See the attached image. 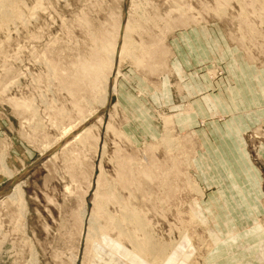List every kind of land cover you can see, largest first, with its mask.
<instances>
[{
    "label": "rangeland",
    "instance_id": "rangeland-1",
    "mask_svg": "<svg viewBox=\"0 0 264 264\" xmlns=\"http://www.w3.org/2000/svg\"><path fill=\"white\" fill-rule=\"evenodd\" d=\"M11 1L16 13L0 23V190L20 174L8 193L20 190L25 205L9 202L7 194L0 199V264H205L224 241L203 209L206 192L196 177L201 147L195 134L177 129L170 111L151 108L147 122L124 126L117 90L107 113L87 124L89 136L69 140L25 172L67 139L65 131L101 110L81 68L105 61L104 46L123 24L125 0ZM128 19L137 47L135 58L122 59L120 76L128 66L152 77L171 72L168 39L175 31L215 24L239 54L264 67V0H128ZM208 75L215 80L224 72L213 66ZM166 134L171 146L164 144ZM245 138L264 190V127ZM131 212L151 236L141 253L116 226ZM260 223L264 234V216ZM124 229L145 244L136 226L128 222ZM236 243L222 248L257 250V239ZM261 245L264 260V239ZM235 258L211 257L213 264ZM257 261L255 255L249 263Z\"/></svg>",
    "mask_w": 264,
    "mask_h": 264
},
{
    "label": "crops",
    "instance_id": "crops-1",
    "mask_svg": "<svg viewBox=\"0 0 264 264\" xmlns=\"http://www.w3.org/2000/svg\"><path fill=\"white\" fill-rule=\"evenodd\" d=\"M168 50L171 72L152 77L131 66L122 71L116 101L125 116L124 126L147 122L152 108L170 111L177 129L195 134L201 147L196 177L206 192L203 209L224 241L207 255L205 264H213V255L238 258L230 264H250L256 255L262 264L263 182L249 156L245 133L264 127V67L239 54L242 51L230 44L217 24L176 30L168 39ZM213 66L224 75L211 79L208 70ZM188 105L193 113L184 114L182 107ZM248 238L257 239L256 252L242 245L222 248ZM245 256L248 262L240 260ZM222 263L229 264L226 260L217 264Z\"/></svg>",
    "mask_w": 264,
    "mask_h": 264
},
{
    "label": "bare ground",
    "instance_id": "bare-ground-1",
    "mask_svg": "<svg viewBox=\"0 0 264 264\" xmlns=\"http://www.w3.org/2000/svg\"><path fill=\"white\" fill-rule=\"evenodd\" d=\"M186 2V1H185ZM143 12V11H142ZM225 12V11H224ZM16 13L15 9H14V5L12 3L11 0H0V23H3V21H6L8 18H11L12 16H14V14ZM126 13H127V10L126 12H124V17H123V24L121 23V26L117 29L116 31V34L114 35L113 39L111 40V45L110 47H105L104 51L106 54V59L105 61L103 62L101 60L100 63H97L93 66L91 65L90 66V63L89 65L86 63L82 66L81 70L86 74L88 73L87 75H85L86 77L89 76V83L91 85L90 87V90L89 92L91 91V89H93L94 91L98 92V97H97V102L99 100V105H100V108L101 110H97V111H93L90 113V115L88 117H85L82 119L81 122H79L78 124H76V126L74 127H71L70 129H68L67 131H65L64 133V137L67 139H65L62 143H60L57 147H55L51 152H49L47 155H50L51 154V157H53V155H55L61 148H63L67 142L71 139H81V137H86V136H89L90 134V130L89 129V125H87L88 123L91 124L93 123L94 121H96L97 117H95V115H97L98 113H101L104 109H105V113H107V111L109 110L108 107L110 106V97L112 96V94L114 95L117 91V88H116V81L118 79V77L120 76V66H121V61L124 57H126L127 55L134 57V52H136L135 48L137 46H135V43H133V38H132V35L134 34L135 31V28L132 26L130 20H126ZM171 16V15H170ZM171 18V17H170ZM10 20V19H8ZM126 21V23H125ZM160 22V21H159ZM125 24V25H124ZM136 24V23H135ZM124 25V26H123ZM134 25V24H133ZM247 25V24H246ZM137 31H138V28L136 27ZM141 31V30H140ZM136 34V33H135ZM134 48V49H133ZM138 49V48H137ZM103 51V50H102ZM103 51V53H104ZM102 54V53H101ZM136 54V53H135ZM156 56V54H155ZM105 57V56H103ZM128 57V56H127ZM156 59V58H155ZM154 61V60H153ZM161 61V60H160ZM159 62V61H158ZM142 64V63H141ZM164 64V63H163ZM138 65V64H137ZM140 65V64H139ZM157 65V64H156ZM155 65L152 66V68L154 67ZM160 66V65H159ZM167 66V65H166ZM164 67V66H163ZM148 68L152 69L151 66L149 65ZM141 69V68H140ZM149 69V71H151ZM156 69V68H155ZM169 70V68H168ZM81 72V71H80ZM156 72V71H155ZM154 72V69H153V73ZM82 74V73H81ZM84 76V77H85ZM85 77V79H86ZM79 78H81V76L79 75ZM88 79V78H87ZM80 80V79H79ZM84 82V80H82ZM82 81L80 83H82ZM94 91H92L94 93ZM91 92V93H92ZM94 95V94H93ZM96 96V94H95ZM112 101V99H111ZM107 108V109H106ZM103 112V113H104ZM102 114V113H101ZM95 117V118H94ZM101 120V119H100ZM102 122V121H101ZM111 124V123H110ZM108 125V128L111 127V125ZM72 125V124H71ZM79 129V130H78ZM112 128H110L111 130ZM80 131V133H77L76 131ZM114 130V129H112ZM77 133V134H76ZM117 133V131L115 132ZM80 134V135H78ZM169 134V133H168ZM171 135V134H170ZM63 137V139H64ZM69 137V138H68ZM74 137V138H73ZM76 137V138H75ZM84 137V138H85ZM61 139V138H60ZM62 139V140H63ZM99 140V139H98ZM164 144L166 143L168 146H171L172 144H174V140L171 138V136L169 135H165L164 139ZM161 145V144H159ZM152 147V146H150ZM155 147V146H154ZM153 147V148H154ZM51 148V146H50ZM168 148H171V147H168ZM52 149V148H51ZM51 149H49L48 151H50ZM104 149V148H103ZM47 157V156H46ZM9 171V170H7ZM11 173V172H10ZM12 175V174H11ZM6 176V174H5ZM14 175H12L11 177H13ZM149 176V175H148ZM152 176V175H151ZM151 176L150 179H151ZM7 177V176H6ZM16 177V176H15ZM14 177V178H15ZM148 177V179H149ZM10 178V177H9ZM13 178V179H14ZM11 179V178H10ZM12 179V180H13ZM151 181V180H150ZM153 181V180H152ZM147 185V184H145ZM141 186V185H140ZM19 187V186H16V188ZM149 187V186H147ZM15 188V185L13 186L12 189ZM19 189V188H17ZM16 189V190H17ZM193 189L195 191H199L198 189V186L197 185H194L193 186ZM11 192V191H10ZM9 192V193H10ZM9 193H6L7 196H10L8 201L11 202V203H19L20 206H24L25 202L22 198V192H20V190H17V191H14L13 193H11L9 195ZM137 193V192H136ZM202 194V192H200ZM143 194V193H142ZM4 197V198H5ZM2 197H0L1 199ZM3 199V198H2ZM6 202V201H5ZM10 204V203H9ZM125 211V210H124ZM137 213V212H136ZM136 213H130V214H127L125 215V213H123L125 216L123 218L124 219V222H120V223H116L118 229L124 233L125 235L128 236V239L129 241L131 242L133 248L135 250L138 251V253H141L143 252V249L145 250V248L147 247V245L151 242V236L150 234L148 233V230H147V225H146V222L140 218ZM122 214V215H123ZM129 220V221H127ZM93 221V217H90V223ZM130 222V224L134 225L137 227L138 230L142 231L144 233V239H145V244H141L140 241H138L137 238H135L134 235L130 234V233H127L124 229V223H128ZM143 245V246H142ZM151 253L153 252H150V255ZM144 254V253H143ZM149 254V253H148ZM146 257V256H145ZM148 257V256H147ZM143 259V258H142Z\"/></svg>",
    "mask_w": 264,
    "mask_h": 264
},
{
    "label": "water",
    "instance_id": "water-1",
    "mask_svg": "<svg viewBox=\"0 0 264 264\" xmlns=\"http://www.w3.org/2000/svg\"><path fill=\"white\" fill-rule=\"evenodd\" d=\"M127 5H128V0H125V6H124V8H125V12H126V10H127ZM50 158H51V154L48 155L47 157H45V158H43V159L37 161V162H36L34 165H32L29 169L25 170V172H26V171H29V170H31V169H33V168L36 167L37 165H39V164L45 162L46 160H48V159H50ZM19 177H20V174H19L17 177H15V178H14V179H13L8 185H7V186H5L3 189L0 190V197H3L6 193H8V192L13 188V186L15 185V182L17 181V179H19Z\"/></svg>",
    "mask_w": 264,
    "mask_h": 264
},
{
    "label": "built area",
    "instance_id": "built-area-1",
    "mask_svg": "<svg viewBox=\"0 0 264 264\" xmlns=\"http://www.w3.org/2000/svg\"><path fill=\"white\" fill-rule=\"evenodd\" d=\"M216 74H221L222 75V73L221 72H219V70H217V73Z\"/></svg>",
    "mask_w": 264,
    "mask_h": 264
}]
</instances>
